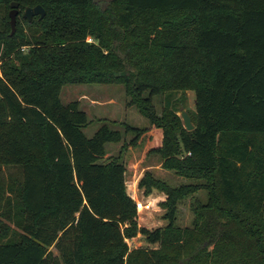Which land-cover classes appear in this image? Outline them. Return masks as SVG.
I'll list each match as a JSON object with an SVG mask.
<instances>
[{"label":"trees","instance_id":"obj_1","mask_svg":"<svg viewBox=\"0 0 264 264\" xmlns=\"http://www.w3.org/2000/svg\"><path fill=\"white\" fill-rule=\"evenodd\" d=\"M12 1L0 0V172L21 178L0 177V264H264V0H17L14 33ZM38 4L44 18L29 21ZM68 83L123 84L162 128L150 152L193 180L141 179L167 194L165 228L139 227L124 162L103 161L108 143L146 130L87 137V112L62 102ZM177 91L195 93L193 130L178 129ZM201 190L192 225H177L179 202ZM138 233L158 248L130 249Z\"/></svg>","mask_w":264,"mask_h":264},{"label":"rangeland","instance_id":"obj_2","mask_svg":"<svg viewBox=\"0 0 264 264\" xmlns=\"http://www.w3.org/2000/svg\"><path fill=\"white\" fill-rule=\"evenodd\" d=\"M100 5L106 7L105 0H97ZM11 9V8H10ZM9 9V11H10ZM2 15V12H0ZM21 15L18 16L20 18ZM21 19V18H20ZM10 20V17H9ZM23 20H20V22ZM26 28L27 24L21 22ZM2 25L0 24V28ZM17 28V25H16ZM89 41L91 38L89 37ZM186 99L183 92L177 91L172 93L173 107L176 115L179 117L180 129L185 128L181 111L195 110V93L187 91ZM167 95H157L154 97L156 110L160 115L163 106L167 100ZM61 99L63 103L78 100L80 108L85 110L89 117V125L84 129L87 137H92L97 130L107 124L113 129L124 131L125 125L135 126L146 131L142 133L141 138L136 145H129V141L134 137V133H127L124 140L119 143H108L106 145V155L103 161L108 162L110 159L122 160L125 164V185L127 193L137 204V221L140 228L145 227L149 230L156 228H165L168 220L165 218L166 208L162 205L167 198L165 191L159 187H153L149 192L145 187H140L139 183L147 171L153 173L156 178L168 182L172 186L189 183L190 180L182 175L177 174L174 170L167 169L163 166L160 154L150 152L162 145L163 130L150 122L141 115L135 105H130V96L127 95L125 86L119 83L113 84H65L62 88ZM89 99H95L101 102L91 106ZM186 129V128H185ZM180 130H178L179 132ZM0 177L9 179L11 177L21 178V168L19 166H3ZM195 197L201 202H206L208 195L205 190H201L194 195L183 198L178 204L177 225L181 227L191 226L195 218L193 213ZM159 244L149 243L142 233H138L131 241L130 249L134 248H158Z\"/></svg>","mask_w":264,"mask_h":264},{"label":"water","instance_id":"obj_3","mask_svg":"<svg viewBox=\"0 0 264 264\" xmlns=\"http://www.w3.org/2000/svg\"><path fill=\"white\" fill-rule=\"evenodd\" d=\"M46 14V10L44 7L40 4L35 5L33 7L28 6L25 8L23 16L28 19L29 21L33 20V17L39 16L40 19L44 18ZM19 15V2L17 0H13L11 2V9L9 11V17H10V25L12 28V33L15 32L16 30V25H17V17ZM181 116L184 121L185 128L187 130H193L194 129V124L192 122V118L190 114L186 110L181 111Z\"/></svg>","mask_w":264,"mask_h":264},{"label":"crops","instance_id":"obj_4","mask_svg":"<svg viewBox=\"0 0 264 264\" xmlns=\"http://www.w3.org/2000/svg\"><path fill=\"white\" fill-rule=\"evenodd\" d=\"M89 104H90L91 106H94V105H96V104H101V102L98 101V100H95V99H89Z\"/></svg>","mask_w":264,"mask_h":264},{"label":"built area","instance_id":"obj_5","mask_svg":"<svg viewBox=\"0 0 264 264\" xmlns=\"http://www.w3.org/2000/svg\"><path fill=\"white\" fill-rule=\"evenodd\" d=\"M140 202H138L137 204L139 205ZM137 204H136V207H137ZM133 238H127L126 239V242L128 243L129 246H131V241H132Z\"/></svg>","mask_w":264,"mask_h":264}]
</instances>
